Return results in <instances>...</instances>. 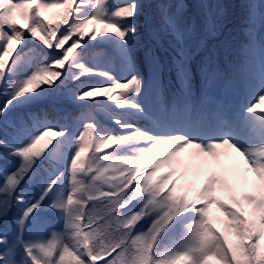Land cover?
<instances>
[{
  "label": "snow or ice",
  "instance_id": "obj_1",
  "mask_svg": "<svg viewBox=\"0 0 264 264\" xmlns=\"http://www.w3.org/2000/svg\"><path fill=\"white\" fill-rule=\"evenodd\" d=\"M199 7L202 29L177 0H0V264H264V0L236 61Z\"/></svg>",
  "mask_w": 264,
  "mask_h": 264
},
{
  "label": "trees",
  "instance_id": "obj_2",
  "mask_svg": "<svg viewBox=\"0 0 264 264\" xmlns=\"http://www.w3.org/2000/svg\"><path fill=\"white\" fill-rule=\"evenodd\" d=\"M120 2V0H113V3ZM145 3H148L149 0H144ZM152 3H156L157 0H151ZM177 2H182L183 4L186 5V15L185 19L190 20V21H195V23L198 25L199 28H203L204 24V16L201 8L199 7L201 2L207 3L211 5V10L215 12L216 10V5H220L221 8L224 10L226 13V23H227V28L225 30L224 35H229V40L231 44V48L233 49L236 44L237 39L242 40V36L239 32V8L238 5L240 3V0H177ZM153 9H146L145 14L146 15H151L153 13ZM207 11V9L203 10ZM224 35H221L218 39H209L208 41V46L210 48H216L219 52V56L223 50V54L220 56V59L222 62L226 61V54L224 53L225 49L220 46L219 41L224 39ZM167 39L168 37L164 36L162 37V40L164 41L162 48H161V57L166 58L167 57V52L164 51L163 49L167 47ZM71 43V42H69ZM68 45H66L67 47ZM229 50V49H228ZM48 51V50H46ZM99 51L98 49H90L85 55L86 59L88 60L89 63H94V64H100L101 66L105 65L107 60L104 57L96 55V52ZM225 57V58H223ZM33 59H43V57H33ZM227 59V58H226ZM114 74L120 75L121 73L117 70ZM174 90L172 87L169 88V91ZM40 114H47V117L50 121L53 123H56L58 125H63V124H69L70 126L75 127L76 126V121L69 119V117H75L80 114L81 111L84 109L73 105L69 104L66 100L63 98L56 99V98H49L46 99L40 106ZM96 121L105 127H110L109 126V120L107 119V116L104 112L98 111L95 114ZM2 163V162H0ZM214 214H218L216 212V209H213ZM53 231H58L61 230L57 227H53Z\"/></svg>",
  "mask_w": 264,
  "mask_h": 264
},
{
  "label": "rangeland",
  "instance_id": "obj_3",
  "mask_svg": "<svg viewBox=\"0 0 264 264\" xmlns=\"http://www.w3.org/2000/svg\"><path fill=\"white\" fill-rule=\"evenodd\" d=\"M111 104V102H109V105ZM105 110H107V109H105ZM101 111V110H100ZM104 112V111H103Z\"/></svg>",
  "mask_w": 264,
  "mask_h": 264
}]
</instances>
